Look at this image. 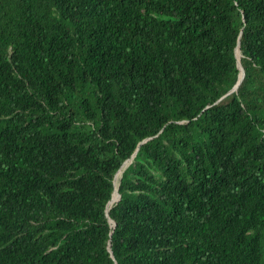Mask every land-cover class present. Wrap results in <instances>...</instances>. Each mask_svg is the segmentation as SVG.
Instances as JSON below:
<instances>
[{
  "label": "trees",
  "instance_id": "16d2710c",
  "mask_svg": "<svg viewBox=\"0 0 264 264\" xmlns=\"http://www.w3.org/2000/svg\"><path fill=\"white\" fill-rule=\"evenodd\" d=\"M0 264H264V0H0Z\"/></svg>",
  "mask_w": 264,
  "mask_h": 264
},
{
  "label": "bare ground",
  "instance_id": "6f19581e",
  "mask_svg": "<svg viewBox=\"0 0 264 264\" xmlns=\"http://www.w3.org/2000/svg\"><path fill=\"white\" fill-rule=\"evenodd\" d=\"M236 55L239 58V55H240L239 48H237V50H236ZM240 74H241V71H240ZM129 162L130 161H127L126 163H124V165L121 167L120 172H118V174L115 177V180H114L115 189H114L113 195L111 197V202L107 205V211H109L111 209V207L119 199L118 188H119L120 179H121V176H122V173H123L124 169L127 167V165L129 164Z\"/></svg>",
  "mask_w": 264,
  "mask_h": 264
},
{
  "label": "water",
  "instance_id": "95a60500",
  "mask_svg": "<svg viewBox=\"0 0 264 264\" xmlns=\"http://www.w3.org/2000/svg\"><path fill=\"white\" fill-rule=\"evenodd\" d=\"M238 47V46H237ZM237 47H236V49L235 50H237ZM235 54H236V51H235ZM237 66H238V69H239V77H238V81H237V83L233 86V88L227 93V94H225L223 97H221V99H223L224 97H226L228 94H230V93H232V92H234L236 89H237V87L239 86V84H240V82L242 81V78H243V76H244V71H243V69H242V67H241V65H240V62L237 60ZM240 71H241V74H240ZM220 99V100H221ZM134 155H135V153L132 155V157H131V159H129L128 161H130L129 162V164L131 163V160H132V158L134 157ZM127 162V161H126ZM126 162H124V163H126ZM124 163L122 164V166L124 165ZM120 170V169H119ZM118 170V171H119ZM117 171V172H118ZM116 172V173H117ZM116 173H115V175H116ZM114 175V176H115ZM113 193V192H112ZM111 196H112V194H111ZM119 199H120V194H119ZM118 199V200H119ZM111 202V197H110V199H109V201L106 203V206H105V213H106V216L108 217V215H107V205L109 204ZM108 221H109V223L114 227V222L111 220V219H109L108 218ZM108 249L110 250V248L108 247Z\"/></svg>",
  "mask_w": 264,
  "mask_h": 264
},
{
  "label": "clouds",
  "instance_id": "9594fccd",
  "mask_svg": "<svg viewBox=\"0 0 264 264\" xmlns=\"http://www.w3.org/2000/svg\"><path fill=\"white\" fill-rule=\"evenodd\" d=\"M237 48H239V46H238ZM235 51H236V50H235ZM239 52H240V50H239ZM235 56H236V64H237V60L240 62V58H241V56H242V55H241V52H240V58H238L236 54H235ZM240 65H241V63H240ZM241 67H242V66H241ZM237 68H238V66H237ZM242 69H243V68H242ZM238 70H239V69H238ZM243 71H244V70H243ZM238 77H239V75H238ZM243 77H244V76H243ZM242 79H243V78H242ZM230 94H231V93H230ZM228 95H229V94H228ZM132 159H133V158H132ZM127 161H128V160H127ZM131 161H132V160H131ZM125 162H126V161H125ZM128 165H129V164H128ZM128 165H127V166H128ZM121 167H122V166H121ZM121 167H120V168H121ZM125 169H126V168H125ZM125 169H124V170H125ZM113 178H114V177H113ZM117 202H118V201H117ZM107 212H108V211H107Z\"/></svg>",
  "mask_w": 264,
  "mask_h": 264
}]
</instances>
